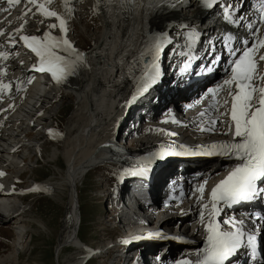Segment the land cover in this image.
Here are the masks:
<instances>
[{"label":"bare ground","instance_id":"1","mask_svg":"<svg viewBox=\"0 0 264 264\" xmlns=\"http://www.w3.org/2000/svg\"><path fill=\"white\" fill-rule=\"evenodd\" d=\"M76 1L36 0L38 3L47 5L49 11L56 12L59 17L66 21V32H61L60 27L53 31L56 27L49 28L48 26L55 24L54 19L38 14L29 6L17 8L18 14L0 29V53L4 54L3 57H0V140L4 138L2 132L5 127L14 129L7 132L4 144H0V172H5L4 177L0 176V197L7 198L0 201L2 206H0V210L7 212L5 218L0 215V225L12 227L16 234L11 253L12 260L9 259L11 256H1L0 264L9 262L16 264L15 257L19 258L20 255L24 254L28 247V241H31V239L27 240V237L31 238L34 233L38 236L46 234L45 231L50 226L43 219L29 216L32 211L27 200L35 192L39 194L38 199L42 198L47 202L52 201L54 205H61L64 209L56 236V254L59 256L67 247L74 249V252L66 260V264H85L90 255L104 256L111 253V250L115 255H118L117 242L114 243L115 241L107 244L103 249L99 247L92 249L91 252L86 249L88 248L87 244L83 246L84 241L80 237L79 227L82 224V206L78 187L91 169L106 165L108 153L112 151L111 147L115 145L110 134L113 119L122 111L124 99L134 98L136 94L139 95L144 91V82L140 84L142 89H135V87L138 85L141 72L148 68L149 55L152 51L150 43L152 44V40L160 34L162 38L167 28L171 29L169 39L165 38L162 45V48H166L165 58L167 57V60L164 63V53L160 52L161 56L163 55L162 63L164 64L161 63L159 67V71L166 68L167 72L164 79L148 83L147 87L153 95L144 94L147 99L142 100L144 103L141 107L147 111L158 108L155 114L146 116L148 118L152 116L154 126L145 131V134H141L142 136L136 135L135 140H131L132 143L134 142L133 145H131L132 143L125 144L124 147L118 149L116 152V157L120 161L118 164H132L136 158L149 156L156 148L157 150L163 149L164 145L160 148L157 145L165 139L163 137H166L168 141H174L173 143H179L175 142L176 137L172 138L175 133L171 134V131L180 134L181 128L187 132L184 137L189 138L188 141L193 140L207 145L233 141L234 125L230 118V107L228 103H224L225 97L221 99V104L218 107L208 108L198 124L193 123L177 127L172 121L173 112L168 108L170 103H176V97L183 92L186 94L188 92L182 89V84L178 80V78L182 79L183 77L177 75L178 69L185 70V74H187L190 72L188 68L197 65L201 58L198 57V60H194L185 50L187 34L193 33L192 37L194 38L195 32L189 31L191 28L181 27L184 23H190V26L195 24V13L200 7V2L195 0L188 4L189 7L184 8V11L190 9L192 17L179 11L168 21V24H164L165 15L170 16L171 10L174 7L182 6L185 0H85L83 3L85 8L83 6L81 8L75 7ZM89 6L96 11L101 31L98 35L95 34L93 46L84 51L83 49L80 50L73 35L72 20L74 17L80 19L77 15L86 12L83 10L88 9ZM79 10L81 13L76 14V11ZM247 14L248 18L243 23H246L247 26L255 23L260 29L254 32H252V28L246 29L245 36L263 37L264 21H260L256 12L251 11L250 8H248ZM21 26H23L22 31L20 30ZM84 28H86V24L82 23V29ZM174 28L184 33L183 40L179 39L180 44H182L180 49L174 47L178 41L175 35L170 36ZM45 32H48L51 37L69 41L73 46L72 49L69 51L60 49L57 54L70 62H75V67L69 75L63 78L62 84L45 81L46 87L41 100L37 104H33L37 115L30 113L31 108H28L27 111L21 113L20 119H9L7 117L18 113L19 108L28 103L27 98L30 96L31 90L38 87L40 78L42 76L46 78V71L34 70L39 65V57H31L23 49L20 36L24 33H36L42 38ZM9 37L13 39L10 40ZM77 53L83 54L79 60H77ZM13 56H15L16 63L7 65ZM4 74L8 75L4 76ZM193 76L197 81L196 86L199 87L203 81L202 70H193ZM262 77L259 79V83L264 81ZM6 84L11 88L16 86L15 90L20 94L10 96L4 88ZM150 84L153 86L151 87ZM66 97L72 100L75 106L64 122V130H59L52 125V122L62 108L63 99ZM160 114L162 115L157 120ZM27 115L34 117V125L30 126L23 118ZM166 118L168 120L162 123ZM213 120L217 121L215 125L211 123ZM212 128L214 130H202ZM15 129L17 130L15 131ZM153 129H155L153 135L149 134ZM45 133L49 138L46 137ZM18 134L32 136L35 146L31 149L19 151L21 148H18L11 151L10 149L19 142ZM162 142L164 144V141ZM173 143L169 142V146L161 155V161L158 162V165L163 164L158 167L168 166L169 161L166 163L164 161L172 158L174 154H177V151L181 150L179 146L177 147L178 144L174 145ZM208 148L209 146L201 149L202 153L197 154L195 159L189 162L191 167L187 166L181 169L184 170L182 171L184 179L179 182L181 190L184 191L181 202L178 203V200H174L167 207L160 205V201L156 202L154 207L158 212L157 216L150 220V230L137 231L136 229L130 236V243L140 239L153 242L154 247L149 248L150 254L156 255V250L158 252L162 250L164 253L163 264H177L182 259H187L195 264L200 254L198 251L206 244L207 233L204 227L211 203L200 200L201 193L196 189L205 181L208 185L214 184L220 179L218 175H225L230 166L236 164L233 157L226 155H218L210 159L202 158L204 151ZM3 155H5L4 160ZM126 159H133L134 161L122 163V160ZM41 161L53 167V173H50L49 177L43 180L35 178L37 177L36 174L35 177L33 175L34 169ZM33 162L37 165H30ZM142 162H147V160ZM155 164L154 161L153 165H146L152 174L158 168L155 167ZM143 165L144 169L139 170L138 175L144 177V184H134L133 187L136 191L132 190L141 194L149 202L156 201L159 197L164 199L166 196L162 193L165 189L163 186L164 179L162 177L149 179L148 174L143 172V170H147L145 163ZM178 166L181 164L175 165L174 169ZM25 172L30 173V175L24 176ZM196 176L200 178L197 179ZM8 181L14 185L21 184L23 186H18V192L12 195L8 193ZM204 193L202 194L206 197ZM125 196L127 195L120 197V201L123 202L121 208L123 218L138 210L132 201H127L128 206H125L124 202L127 200ZM203 204L208 205V208L204 210V220L199 215ZM116 209L120 210V207ZM119 213L113 214V224L125 234L127 223L121 220ZM197 214L198 218L194 219ZM143 215H147V213H143ZM125 220L128 221V219ZM171 226L181 236L187 237L185 242H180L179 239V241L172 240L167 244L158 242L154 238L155 235L157 236L158 230H170ZM155 228L156 230H153ZM236 254L239 261L248 259L244 252ZM118 256L114 257L115 261ZM98 258L102 259V257Z\"/></svg>","mask_w":264,"mask_h":264},{"label":"snow or ice","instance_id":"2","mask_svg":"<svg viewBox=\"0 0 264 264\" xmlns=\"http://www.w3.org/2000/svg\"><path fill=\"white\" fill-rule=\"evenodd\" d=\"M212 2L213 0H204L206 4ZM19 3L21 0H8L10 6ZM28 3L35 4L36 0H28ZM215 3H219V0H215ZM38 7L43 14L55 17L59 21L61 32L67 31L66 21L56 12L48 11L44 5H38ZM230 11L231 9H228L227 14H230ZM56 26V24H51L48 27L55 28ZM22 28L23 26H21V31ZM9 39L13 38L9 37ZM20 39L39 57V65L34 70L48 71L57 83H61L62 79L74 69L75 62H70L57 54L60 49L64 51L72 49L73 46L67 39L51 37L48 32H45L42 38L36 35H22ZM163 43L162 39L157 41L154 48L155 53L162 51ZM258 47H264V40H261L259 45L253 44L242 51V54L232 63L230 78L224 81V86H228V95L231 97L230 118L234 125L233 141L212 144L204 151V154L235 157L238 163L211 189V208L208 211V222L205 225L207 246L201 250L195 264H226V261L233 257L241 247V241L246 235L245 221L234 217L220 221L218 217L223 211L220 205L231 208L241 202L252 201L257 195H264V86H256L252 83L259 75L254 57V52L258 50ZM3 55L0 53V57ZM82 56V53H77V60ZM153 60H155V55ZM259 60L264 61V55H260ZM151 67L154 71L151 74H145L147 77L145 89L148 83H154L159 75L158 70H155V63ZM233 83L235 92L231 89ZM222 87L218 85L216 88L207 90L213 94V100L216 99V94L222 90ZM255 92L259 93L258 97H254ZM224 103L227 104L228 101L225 100ZM211 123L215 125L217 121L213 120ZM202 130H214V128ZM236 138L239 139L236 140ZM185 152H188L187 148ZM0 175L3 174L0 173ZM196 191L202 194L204 184H201ZM207 208V204L201 206L199 215L202 220L205 218L204 210ZM221 224L229 225L231 230H225ZM247 239L250 246L254 245L255 236L248 235ZM177 264H193V262L182 259Z\"/></svg>","mask_w":264,"mask_h":264},{"label":"rangeland","instance_id":"3","mask_svg":"<svg viewBox=\"0 0 264 264\" xmlns=\"http://www.w3.org/2000/svg\"><path fill=\"white\" fill-rule=\"evenodd\" d=\"M85 2V0H77L75 2V7H79L81 8V6H83V8H85V5L83 4ZM82 3V4H80ZM200 5V3H199ZM27 8V7H24ZM81 15H77L79 16L80 19H77L76 17L73 18L72 20V24L74 26V37L77 40V45L80 48L83 49L84 51L89 50L92 46L93 43L95 41V34H99V32L101 31V25L99 24L98 21V16L96 14V11L93 7H88V9H84ZM179 8L174 7L171 12L172 14L170 16L167 17V14L165 15V20H164V24H168V21H170L174 15H176L179 12ZM81 13L80 10L76 11V14ZM189 16H191V14L189 13ZM194 16V15H193ZM192 17V16H191ZM16 21H18L16 19ZM32 22V21H30ZM82 23L86 24V28L82 29ZM94 27V28H93ZM54 30V29H53ZM161 37V34L159 35ZM151 49V55H149V63H148V67H150V70L141 72V76L139 78V82L138 85H140L142 82H146L147 77H146V73L147 74H151L154 69L151 67V65L153 63H155L156 65V69L159 72V75L157 76L156 80H161L164 79L165 75H166V68H163L159 71V67L161 66V63L163 61L162 57L164 55V63L167 60V57L165 58L166 54V48H162V51L164 54L161 56L160 52L159 53H155L154 52V48L155 46H152V44L150 43ZM169 51V49H168ZM155 55V60H153V56ZM162 63V64H164ZM163 72V73H162ZM155 80V81H156ZM151 83V82H150ZM151 87L153 86L152 84H150ZM137 87V86H136ZM135 87V89H136ZM63 104H62V108L59 110V113L56 114V117L54 118L52 125L56 126L59 130H64L65 128V121L67 120V118L69 117V115L71 114L75 104L72 102V100H69V98H64L63 99ZM66 116V118L63 120V118ZM161 115V114H160ZM175 129V128H174ZM181 132L178 135L177 132L171 131L172 133H175V135L172 137H176V141L178 140L180 141H184L187 144H194V148L196 149H205L207 146L206 143H200V142H195V141H188L189 138H185L184 134L187 133L185 130H183V128H181ZM155 132V129L151 130L149 134L153 135V133ZM164 133V132H163ZM167 134H169V132H167ZM165 139L160 141V144H157L158 147H163L158 149H155V151L150 153V157L149 156H140L138 158H136V160L134 161L132 160H122V163H130L132 162L135 166H137L138 170H142L144 169V165L143 163H145V167L147 164H151L153 165L154 161H155V167H158L160 165H158V162L161 161V155H163V153L165 152V149L169 146V142L172 144L174 141H168V139L166 137H163ZM50 140V139H49ZM164 141V144H162ZM162 142V143H161ZM180 143V142H179ZM179 143H173L174 145L178 144L177 147L179 146ZM134 142L131 144L133 145ZM129 145V144H128ZM181 149V148H180ZM158 153V155H157ZM160 154V155H159ZM148 158V159H147ZM157 159V160H156ZM172 158H169L167 160H165L164 162L166 163L167 161H170ZM195 159V158H193ZM226 160V158H223ZM144 160H147V162H142ZM193 160H191L190 162H192ZM230 161V160H229ZM35 162V161H34ZM31 163L32 164H36V163ZM163 162V161H162ZM63 163V161H62ZM61 163V164H62ZM185 163V162H184ZM37 165V164H36ZM64 165V163H63ZM122 166V165H121ZM107 166H101L98 167V170L94 172H89L85 178L83 179V181L80 183L81 185H79V195H80V202H81V210H82V223L80 226V237L81 239L89 246L92 247V249H97L99 248H105L107 244H109V239L111 238L113 241H118L117 239H119L120 237L123 236V231H120V228H118L117 226H114V221H113V214L116 212H120L119 209L116 210H112L111 205H108V200H109V196L107 195V184L102 181V176L101 175V171L102 173L104 172L105 174H107V177L109 178V183L111 182L112 184H115L114 178L111 180V177L114 176V173L116 171V168L114 167H107ZM103 169V170H99V169ZM147 170H143V172L148 174V178L151 179V174L152 171H150L148 169V167H146ZM96 169V168H94ZM94 169H91L90 171H93ZM35 172H33V175L35 177V174L37 175V177L40 180L46 179L49 177L50 173H53V167L48 165L47 163L41 161L40 163H38L37 168L34 169ZM33 170V171H34ZM178 172V171H176ZM174 172V173H176ZM140 173V172H138ZM180 173V172H178ZM150 174V175H149ZM30 175V173L28 174V172H25L24 176H28ZM143 177V176H142ZM144 178V177H143ZM197 179H199V176H196ZM101 182L103 184H101ZM18 186H23L21 184H18ZM98 190H101L105 193H103L104 195L106 194V198H102L99 196ZM29 198V197H28ZM126 198V196H125ZM63 199H65V197H63ZM45 202V203H44ZM52 202V201H51ZM47 202L45 200L41 199H37L35 201V199H30L27 203L32 205V208L30 207L32 213L29 216H33V217H37L39 219H43L45 220L47 223L50 224V226H48V230L45 231L46 234H43L41 236H38V234L34 233V235L30 238L29 236L27 237L28 241V247L26 249V252L22 255H20L19 258L14 259V261L16 262V264H66V260L68 259V257L72 254V252H74V249H71L69 247L64 248L62 251V254H60L59 256L56 254V236L58 233V229H59V224H60V219L63 216V207L61 205L56 206L53 204V202ZM162 202H160V205ZM125 206H128L127 200L126 202H124ZM121 208V207H120ZM118 210V211H117ZM111 211V212H110ZM116 211V212H115ZM188 212V211H186ZM194 219H197V216L194 217ZM2 227H7L4 225H0ZM2 227H0V257L4 256V257H9L10 260H12L13 256L11 255L12 253V249H13V243H14V239L16 237V234L14 233V229L12 227H7L8 230H4ZM36 230V227H35ZM153 230H156L153 229ZM158 230V229H157ZM137 231H140L137 229ZM142 231V230H141ZM147 231V230H145ZM152 231V230H151ZM120 233V234H119ZM4 235V237L1 236ZM153 234V233H152ZM154 236V235H152ZM5 237H8L10 239L5 240ZM140 238H143L142 236H139ZM138 237V238H139ZM158 242H165V243H170L172 240L174 241H179L183 242L185 240V238L187 239V237H183V235L181 236L179 233H177V230L175 231V228H173V226H171L170 230H158L157 232V236L155 235V237ZM186 241V240H185ZM184 241V242H185ZM179 242V243H180ZM113 243V242H112ZM116 243V242H114ZM150 248V247H148ZM106 256V255H104ZM118 256V255H115ZM114 256V257H115ZM119 257V256H118ZM117 257V258H118ZM90 258V256L88 257V259ZM116 258V259H117ZM115 260V258H114ZM104 260H100L98 259L97 261H93L89 264H102ZM7 264H14L13 262H9Z\"/></svg>","mask_w":264,"mask_h":264}]
</instances>
